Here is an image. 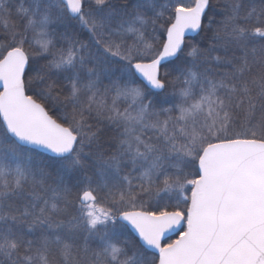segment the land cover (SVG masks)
Returning <instances> with one entry per match:
<instances>
[{"label":"snow or ice","instance_id":"6c2138e0","mask_svg":"<svg viewBox=\"0 0 264 264\" xmlns=\"http://www.w3.org/2000/svg\"><path fill=\"white\" fill-rule=\"evenodd\" d=\"M0 30V264H264V0H0Z\"/></svg>","mask_w":264,"mask_h":264},{"label":"trees","instance_id":"16d2710c","mask_svg":"<svg viewBox=\"0 0 264 264\" xmlns=\"http://www.w3.org/2000/svg\"><path fill=\"white\" fill-rule=\"evenodd\" d=\"M223 2L224 0H213V3L217 5V10L219 11L220 8L223 6ZM2 31V30H0ZM197 40V42H199V34L197 36H194ZM193 37L187 38L189 40H191ZM56 110H53V112H51L50 114H55ZM43 156L47 157L48 155L42 154ZM176 237H171V239H175Z\"/></svg>","mask_w":264,"mask_h":264},{"label":"water","instance_id":"95a60500","mask_svg":"<svg viewBox=\"0 0 264 264\" xmlns=\"http://www.w3.org/2000/svg\"><path fill=\"white\" fill-rule=\"evenodd\" d=\"M195 35H197V34H196V33L189 34V35L187 36V38H188V37L195 36ZM44 153L47 154V155H52L51 153H47V152H44ZM175 235H176V234H172L171 237H172V236H175Z\"/></svg>","mask_w":264,"mask_h":264}]
</instances>
